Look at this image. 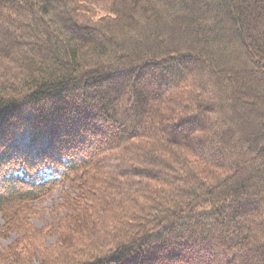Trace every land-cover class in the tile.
<instances>
[{
	"label": "trees",
	"instance_id": "obj_1",
	"mask_svg": "<svg viewBox=\"0 0 264 264\" xmlns=\"http://www.w3.org/2000/svg\"><path fill=\"white\" fill-rule=\"evenodd\" d=\"M11 233L0 264H264V0H0Z\"/></svg>",
	"mask_w": 264,
	"mask_h": 264
},
{
	"label": "rangeland",
	"instance_id": "obj_2",
	"mask_svg": "<svg viewBox=\"0 0 264 264\" xmlns=\"http://www.w3.org/2000/svg\"><path fill=\"white\" fill-rule=\"evenodd\" d=\"M68 97L66 98V100ZM69 105L63 104L61 106L62 109H66ZM96 117V115H95ZM96 119V118H95ZM66 187L65 189H67ZM64 191L63 188L57 189L51 196L46 198L43 201L36 202V211L37 214L35 217L32 218L33 224L38 229H49L51 231H48L47 233V243L52 244L56 242L57 237L55 233V227H57L58 221H60V218L63 216V214L66 212V208L63 207L64 198L61 197L62 192ZM18 238L17 233H11L9 236H1L0 237V243L3 247H7L11 243H13ZM2 249H0V252Z\"/></svg>",
	"mask_w": 264,
	"mask_h": 264
}]
</instances>
